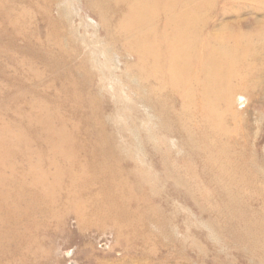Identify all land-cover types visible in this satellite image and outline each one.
I'll use <instances>...</instances> for the list:
<instances>
[{
    "label": "rangeland",
    "instance_id": "374dc122",
    "mask_svg": "<svg viewBox=\"0 0 264 264\" xmlns=\"http://www.w3.org/2000/svg\"><path fill=\"white\" fill-rule=\"evenodd\" d=\"M210 8L233 23L220 36L240 27L264 46V0ZM100 14L89 0H0V264H264V85L234 102L245 154L215 153Z\"/></svg>",
    "mask_w": 264,
    "mask_h": 264
},
{
    "label": "bare ground",
    "instance_id": "6f19581e",
    "mask_svg": "<svg viewBox=\"0 0 264 264\" xmlns=\"http://www.w3.org/2000/svg\"><path fill=\"white\" fill-rule=\"evenodd\" d=\"M89 2L100 11L108 28L117 22L116 37L125 46L128 44L129 51L139 57L140 65L147 66L152 63L144 73V79L146 82L149 80L148 84L149 82L154 84L152 92L154 96H158L156 100L161 94H167L169 100L172 95L184 99L181 102L182 118L177 121L182 125L195 123L193 126L198 128L197 131L194 130L195 134L201 133L198 140L194 139L197 145L205 142L212 145L211 149L219 154L228 152H234L236 156L240 152L241 156L245 154L243 151L250 140H248L250 122L241 116L234 102L239 94L248 91L249 87L253 89L264 85V81L261 80L264 65L255 76L247 69L249 66L252 68L254 62L259 64L261 58H264V46L253 44L258 36L261 37L260 34L250 38V32L238 27L235 34L220 36L225 34L221 31L231 29L233 23L217 24L212 21L215 10L210 8L211 0H205L180 12L173 7V0H89ZM122 17H125L123 22L120 21ZM240 24L234 23V26H241ZM216 26L218 29H214ZM109 57L106 54V58ZM249 75L252 78L250 76L248 79ZM154 78L158 80L157 84L154 83ZM135 82L137 86L144 88L142 80ZM260 95L264 98V88ZM190 113L194 115V119ZM242 136H245V139L241 141ZM236 146L240 150H237ZM224 205L226 206L225 203Z\"/></svg>",
    "mask_w": 264,
    "mask_h": 264
}]
</instances>
